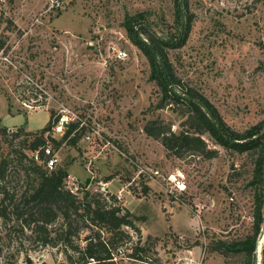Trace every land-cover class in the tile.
<instances>
[{
	"label": "rangeland",
	"instance_id": "374dc122",
	"mask_svg": "<svg viewBox=\"0 0 264 264\" xmlns=\"http://www.w3.org/2000/svg\"><path fill=\"white\" fill-rule=\"evenodd\" d=\"M49 8L50 0H0V160L11 150L33 157L23 142L45 128L52 113L84 122L77 145H47L80 187L89 180V191L118 196L119 205L140 218V233L125 228L132 242L121 245L120 264H246L241 254L214 249L252 234L256 153L227 150L205 134L216 157L179 158L144 129L159 120L178 133L186 116L159 107L162 91L125 19L177 37L174 0H63L61 8ZM190 8L192 30L168 51L170 62L184 87L202 94L242 133L264 121V0H190ZM115 50L128 58L117 59ZM93 129L100 135L83 140ZM19 130L30 136L12 137ZM177 171L187 175V190L175 199L165 178ZM2 235L0 264L65 262L57 248L33 241L14 222ZM135 247L146 249L144 261L128 257Z\"/></svg>",
	"mask_w": 264,
	"mask_h": 264
},
{
	"label": "trees",
	"instance_id": "16d2710c",
	"mask_svg": "<svg viewBox=\"0 0 264 264\" xmlns=\"http://www.w3.org/2000/svg\"><path fill=\"white\" fill-rule=\"evenodd\" d=\"M174 3L175 19L181 27L177 37L158 36L146 24L137 27V18L127 16L125 19L129 38L150 61L151 78L162 91L159 107L170 105L174 111L186 116L183 129L178 133L159 120L149 121L144 129L149 137L160 141L170 155L179 158L186 154L208 159L216 157L218 151L209 149L202 137L205 134L227 150L239 154L256 153L251 183L255 190L252 234L238 241H221L214 249L225 254H241L246 258V264H255V251L264 223V121L242 133L237 132L225 123L219 111L202 94L181 84L168 51L185 43L192 30L194 14L190 0H174ZM53 117L52 113L49 124L32 140H24L33 157L22 150H11L0 160V241L7 223L14 222L22 234L29 232L33 241L62 252L65 256L62 264H120L114 260L118 250L121 245L132 242V236L125 228L140 233L135 224L140 218L122 208L117 196L89 191V180L86 186L81 187L82 196L70 191L67 188L69 171L66 164H58L54 169L46 167L43 148L49 142L56 149L64 143L75 146L84 130L76 121L69 124L60 139L52 138L50 132L59 119ZM3 132L8 137L6 129ZM23 133L19 130L12 137L18 138ZM36 152L40 163L34 159ZM13 178L16 185L11 186ZM111 179L108 178L107 182ZM81 231L89 232L83 237ZM142 253H146V249L135 247L128 257L144 261Z\"/></svg>",
	"mask_w": 264,
	"mask_h": 264
},
{
	"label": "built area",
	"instance_id": "2783aa9c",
	"mask_svg": "<svg viewBox=\"0 0 264 264\" xmlns=\"http://www.w3.org/2000/svg\"><path fill=\"white\" fill-rule=\"evenodd\" d=\"M62 5H63V0H50V8L49 9L50 10L59 9L62 7ZM115 51H116L115 57L117 59L126 60L128 58V54L126 51H124V50H115ZM72 122H76V121L72 120L71 122H69L66 118V115H63V116L61 115V116H59V119L57 120V122L54 123V126H53L51 132H53V133L57 132V133L63 134V132L68 128L69 124ZM84 124L85 123L82 122L80 124L81 127ZM94 134L100 135L99 131H95V129H93L91 134H88V135L83 137V140L91 141L93 136H95ZM43 151H44L45 156L47 158L46 159V167L48 169H54L59 163V159H58L57 154L48 145L43 148ZM34 156L37 160L39 159V153L38 152L34 153ZM165 182H166V186L168 188L169 193L175 199H178L179 197H181L187 190V175L182 171H177L175 173H171V174L167 175L165 178ZM67 188L75 194H78V192L81 190V187L79 186V184H77L75 182V179H73L71 176L68 177ZM117 198L119 199L118 196H117ZM120 253H121V250H119V252H117V254L114 258L115 261H119V259H120L119 254Z\"/></svg>",
	"mask_w": 264,
	"mask_h": 264
},
{
	"label": "water",
	"instance_id": "95a60500",
	"mask_svg": "<svg viewBox=\"0 0 264 264\" xmlns=\"http://www.w3.org/2000/svg\"><path fill=\"white\" fill-rule=\"evenodd\" d=\"M263 180H264V169H263ZM262 241L264 242V223H263V226H262L261 235L259 237V242H261V243H259V245H257L256 251H255V264H259V261H260L259 251H262V245H263Z\"/></svg>",
	"mask_w": 264,
	"mask_h": 264
},
{
	"label": "crops",
	"instance_id": "0c3cea01",
	"mask_svg": "<svg viewBox=\"0 0 264 264\" xmlns=\"http://www.w3.org/2000/svg\"><path fill=\"white\" fill-rule=\"evenodd\" d=\"M189 224H191L190 221H187V223L185 224V227L186 226L189 227Z\"/></svg>",
	"mask_w": 264,
	"mask_h": 264
}]
</instances>
